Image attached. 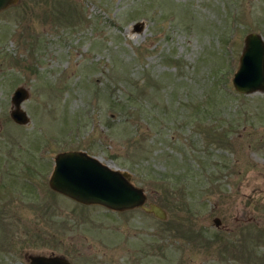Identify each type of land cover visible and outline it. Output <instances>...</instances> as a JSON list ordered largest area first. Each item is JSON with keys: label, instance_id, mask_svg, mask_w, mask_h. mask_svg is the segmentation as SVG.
Wrapping results in <instances>:
<instances>
[{"label": "rangeland", "instance_id": "rangeland-1", "mask_svg": "<svg viewBox=\"0 0 264 264\" xmlns=\"http://www.w3.org/2000/svg\"><path fill=\"white\" fill-rule=\"evenodd\" d=\"M249 31L264 39V0L0 9V264H264V91L232 82ZM64 149L127 171L167 216L52 189Z\"/></svg>", "mask_w": 264, "mask_h": 264}, {"label": "water", "instance_id": "water-1", "mask_svg": "<svg viewBox=\"0 0 264 264\" xmlns=\"http://www.w3.org/2000/svg\"><path fill=\"white\" fill-rule=\"evenodd\" d=\"M17 0H0V9ZM139 28V23H136ZM232 82L241 92L264 91V39L257 31H249L244 37V46ZM28 96L23 85H17L11 94L13 107L10 115L18 123H26L29 117L21 107ZM50 187L82 203H96L114 210L141 206L159 218L167 216L166 210L156 202L146 201L143 187L135 184L130 174L118 167L103 162L98 156L83 149H64L54 155L49 174ZM216 225L221 222L215 216ZM30 264H75L58 253H28Z\"/></svg>", "mask_w": 264, "mask_h": 264}]
</instances>
